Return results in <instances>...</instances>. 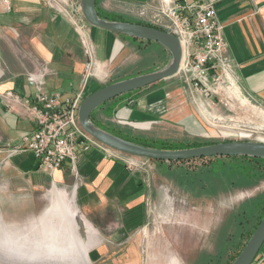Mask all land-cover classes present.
Instances as JSON below:
<instances>
[{"label": "crops", "instance_id": "0c3cea01", "mask_svg": "<svg viewBox=\"0 0 264 264\" xmlns=\"http://www.w3.org/2000/svg\"><path fill=\"white\" fill-rule=\"evenodd\" d=\"M125 1H139L149 11L161 4V0ZM205 1L215 2L218 16L226 25V53L239 64L235 71L237 85L223 83L217 87L225 107L216 108L212 100H205L195 89L198 95L201 93L197 106L183 85L166 91L168 79H164L139 94L111 101L102 109L103 114L116 107L113 118L121 121L156 123L159 117L182 124L198 136L206 135L210 129L207 115L213 117L218 112L216 119L231 118L237 123L253 118L264 120V0ZM111 5L112 0H98L101 11L121 14L112 11ZM88 28L96 58L92 63L82 34L55 5L47 0H0V148L17 143L37 129L24 106L16 103L12 110L8 105L11 99L4 96L12 90L21 98L33 97L35 89L28 84L31 73H42L44 88L64 97L81 90L88 66L85 96L100 88L111 75L115 56L128 44L122 45L124 41L118 33L90 24ZM226 109L233 113L226 114ZM77 162L76 173L69 164L45 171L30 151L9 158L0 153V218L21 223L41 217L45 234L47 222L49 226L63 223V216L51 220L56 207L48 209L49 197L61 203L68 200L71 205L62 206L64 220L68 221L76 248L86 252L89 264H140L149 221L146 175L106 157L98 148L84 152ZM74 217L79 221L82 238L74 228ZM259 263L264 264V256L256 264ZM166 264L180 262L176 257Z\"/></svg>", "mask_w": 264, "mask_h": 264}, {"label": "rangeland", "instance_id": "374dc122", "mask_svg": "<svg viewBox=\"0 0 264 264\" xmlns=\"http://www.w3.org/2000/svg\"><path fill=\"white\" fill-rule=\"evenodd\" d=\"M141 6L139 1L112 0L110 8L116 13L124 14L126 18L139 19L154 24V22L147 21L146 17L139 15L138 10ZM123 41H121L122 45L127 43L128 46L120 49V52L115 56L112 73L103 80L101 85L110 84L114 79L136 74L139 70L148 67L165 68L172 60V55L169 52L168 63H163L162 57L159 56L158 50L161 49L159 43L153 42L143 49L139 44H132L125 39ZM183 77V74L178 73L166 80L167 87L164 86L166 91L170 87L183 85L189 92L192 102L198 106L201 93L198 95L193 84ZM203 95H201L202 98L206 97V99L212 100L211 102L218 106L216 108L225 107V99L221 98L217 92L213 96ZM126 111L129 112L128 109ZM226 112V114L233 113L228 110ZM218 113H215V116H220ZM126 114L128 115V113ZM215 116L207 115L210 129H207L206 135L198 136V134L188 131L182 124L160 120L159 117L155 118L158 121L156 123L143 121L130 123L116 118H111L110 121L104 114H101L105 121H110V125L112 124L110 127L123 129L135 136L144 134L155 141L162 139L186 145L197 138L264 140V120L257 121L256 118H253L237 123L235 119H216ZM224 132L230 134L224 135ZM202 162V159H189L174 163L173 167L192 169L200 166ZM144 167L149 169L150 174L145 176V183L150 191L149 221L144 230L145 238L141 246L143 254L140 264H166L169 259L176 257L180 264H207L208 259L217 257L225 250V246L228 247L226 251L228 256L234 254V249L229 245L233 241H237V238L226 243V238L235 232L231 228L234 214L238 213L247 200L264 191V180L251 187H234L232 189L220 187L210 193L196 196L195 191L180 186L178 181L162 173L155 160L152 159ZM142 173L145 172H140V174ZM68 205H71L68 200L61 203L58 199L49 197L48 209L56 207L54 215L51 213V220L63 216V223L61 226H49L50 223L46 220L48 228L45 234H43L45 222L41 217L21 223H9L0 218V226H3L2 230L4 229L2 232L0 231V264H85L83 253L86 254V252L76 248L68 221L64 220L66 212L62 206ZM71 212L69 209L68 213ZM73 221L74 228L78 230V236L82 238L79 233L80 225L77 224L79 221L75 217Z\"/></svg>", "mask_w": 264, "mask_h": 264}, {"label": "built area", "instance_id": "2783aa9c", "mask_svg": "<svg viewBox=\"0 0 264 264\" xmlns=\"http://www.w3.org/2000/svg\"><path fill=\"white\" fill-rule=\"evenodd\" d=\"M55 5L82 34L87 55L91 63L94 58V47L89 39V23L82 13L81 1L47 0ZM139 15L147 21L154 22L165 31L173 33L181 41L183 59L179 74L184 75L197 91L206 96H213L217 87L223 83L236 84L235 71L239 64L226 53L228 41L225 39L226 25L218 16L213 1L205 0H161L160 7L149 11L141 7ZM89 66L83 77L81 90L71 97L44 88L42 73H31L28 84L35 89L33 97H20L12 90L4 95L11 99L8 105L15 110L16 103L22 104L26 115L37 123V129L26 133L15 144L0 148L6 158L13 155L32 152L39 163V168L53 171L69 164L77 172V160L91 149H100L108 158L122 161L132 171L142 172L149 176L145 168L152 159L123 153L106 146L80 125L78 111L85 97L84 87L90 75Z\"/></svg>", "mask_w": 264, "mask_h": 264}, {"label": "water", "instance_id": "95a60500", "mask_svg": "<svg viewBox=\"0 0 264 264\" xmlns=\"http://www.w3.org/2000/svg\"><path fill=\"white\" fill-rule=\"evenodd\" d=\"M97 0H81L82 13L86 21L91 25L104 30H110L118 34H125L133 38H140L147 41H156L162 44L172 55V60L165 68L154 70V72L142 73L137 76L123 80L110 82L101 86L91 94L85 96L81 101L78 117L81 127L90 133L95 139L106 146L113 147L123 153L166 161L186 160L201 157L216 156H252L264 158V140H238L230 139L215 142V144L201 145L198 147H186L185 149H162L137 144L124 139L113 132L106 131L92 122L91 114L97 108L106 104L110 99L125 93L139 90L154 82L169 79L179 73L182 55L181 41L171 32L159 27L148 26L141 23L128 21L106 20L99 16L96 10ZM264 244V216L250 236L245 247L234 258L232 264H253Z\"/></svg>", "mask_w": 264, "mask_h": 264}, {"label": "trees", "instance_id": "16d2710c", "mask_svg": "<svg viewBox=\"0 0 264 264\" xmlns=\"http://www.w3.org/2000/svg\"><path fill=\"white\" fill-rule=\"evenodd\" d=\"M96 10L99 13V16L108 20H116V21H128L133 23H141L148 26L159 27L164 30L163 27L157 26L155 24H151L142 20H134L130 18H126L125 15L121 14H112L105 13L98 8V0L96 3ZM120 38L123 40H129L133 43H139V46L143 49H146L149 45L156 41H147L140 38H133L131 36L125 34H119ZM159 43V42H156ZM160 44V43H159ZM161 49H159V56L162 57L163 63H168L170 58L169 50H167L162 44H160ZM156 66L148 67L143 70H139L136 74H131L125 76L124 78L114 79L111 82L123 80L125 78H129L132 76H137L142 73L154 72L157 70ZM104 86V85H102ZM154 84L146 86L145 88H140L139 90L131 91L125 93L124 95L117 96L113 99H110L106 104L100 106L91 114V120L98 127L113 132L114 134L133 141L137 144H143L150 147H158L162 149H185L186 147H198L201 145L207 144H215V142L225 141V140H208L197 138L190 143L177 144L175 142H169L166 140H154L149 139L144 134H138L137 136L132 135L128 131H123V129L110 127L111 118L114 117V114L117 111L116 107L111 108L109 111H105L104 115L110 119V121H105L101 117L102 109L108 106L111 101L122 99L127 96H131L134 94H139L143 89L151 88ZM103 114V113H102ZM196 159H202L203 162L200 166L195 168H174L173 164L177 162H183L186 160H172L166 161L162 159L155 160L160 166V171L166 174L171 179H175L178 181L180 186L184 188L192 189L196 192V196H200L202 194L210 193L211 191H215L220 187L225 189H232L234 187H246L253 186L259 184L262 180H264V158H257L252 156H216V157H201ZM190 160H195L192 158ZM264 216V191L261 194L247 200V203L244 204L238 213L234 214V219L231 225V228L235 231L234 234L226 238L227 242L230 243L232 240L237 238V241H233L229 246L234 249V254L229 255L226 253L228 247L225 246V250L219 253L217 257H212L208 259L207 264H232L234 262V258L241 252V250L245 247L244 245L250 238V236L254 233L256 227L262 220ZM224 246V245H223ZM230 249V248H229ZM227 256L225 259L224 257ZM264 256V244L263 248L259 252L253 264L258 263Z\"/></svg>", "mask_w": 264, "mask_h": 264}, {"label": "bare ground", "instance_id": "6f19581e", "mask_svg": "<svg viewBox=\"0 0 264 264\" xmlns=\"http://www.w3.org/2000/svg\"><path fill=\"white\" fill-rule=\"evenodd\" d=\"M83 255H84V258H85V264H88V262H87V258H86V254L85 253H83Z\"/></svg>", "mask_w": 264, "mask_h": 264}]
</instances>
